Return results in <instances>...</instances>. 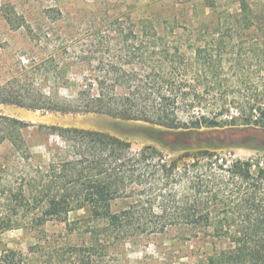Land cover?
I'll return each mask as SVG.
<instances>
[{"label": "trees", "instance_id": "trees-1", "mask_svg": "<svg viewBox=\"0 0 264 264\" xmlns=\"http://www.w3.org/2000/svg\"><path fill=\"white\" fill-rule=\"evenodd\" d=\"M211 8L214 20L210 15L196 29H184L196 35L195 42L211 43L209 48L202 45L191 51L190 44L186 48L190 54L181 53L180 40L164 37L168 25L159 26L151 19L112 23L105 29L106 35L99 36L97 44L90 45L80 58L87 71L81 98L57 102L45 95L24 96L21 89L0 87V105L61 115H107L141 121L177 135L203 124L206 128L220 127L216 118L188 116V121L182 122L179 114L223 99V91L210 83L221 64L223 36L231 39L245 28L252 33L263 31V24L243 0L238 14L216 13ZM240 19L247 20L244 28ZM176 30L171 27L169 32L179 34ZM98 53L108 57L98 59L93 66ZM241 108L249 122L253 113L257 115L250 124L264 127V106L253 102ZM24 126L0 115V140H7L17 159L26 162L27 148L19 134ZM51 130L60 146L51 151L48 164L32 169L29 177L25 175V189L19 187L14 203L18 209L30 208L32 224L59 221L71 231L82 224L91 234L102 230L121 239L147 225L139 212L141 204L158 200L163 212L167 208L173 212L159 217L152 224L154 230L158 226L159 231L186 227L194 237L202 235L199 239L206 240L210 251L199 263L264 264V167L249 160L227 163L213 159L215 154L208 151L191 155L185 145L179 149L185 151L181 156L166 160L156 147L145 146L134 153L129 142L105 132L75 127ZM13 131L18 133L13 135ZM176 146L169 148L175 150ZM200 158L208 163L197 168ZM179 164L183 172L177 170ZM188 168H193V174ZM145 193L148 201L142 200ZM126 202L129 206L115 209ZM78 211L85 217L68 221V215ZM13 256L14 252H4L0 263L10 264Z\"/></svg>", "mask_w": 264, "mask_h": 264}, {"label": "rangeland", "instance_id": "rangeland-1", "mask_svg": "<svg viewBox=\"0 0 264 264\" xmlns=\"http://www.w3.org/2000/svg\"><path fill=\"white\" fill-rule=\"evenodd\" d=\"M243 1L260 19L263 31L252 33L245 28L231 39L223 36L221 64L210 80L214 88L223 91V99L179 114L182 122H187L188 116L216 118L220 127L206 128L203 124L177 135L141 121L107 115H61L0 105L1 116L25 124L19 134L28 154L26 162L19 161L11 144L0 140V258L4 252H14L10 264H201L199 261L210 251L206 240L199 239L203 237L201 233L197 238L188 228L176 226L163 231L158 226L154 230L152 224L173 210L163 212L158 200L148 201L147 193L142 200L148 202L139 210L147 225L142 224L121 239L102 230L91 234L82 224L72 231L59 221L32 224L30 208L18 209L14 203L19 187L25 189V175L29 177L32 169L48 164L51 151L60 146L52 127L105 132L129 142L134 153L145 146L156 147L166 160L181 156L185 151L179 149L185 145L191 155L208 151L215 154L213 159L227 163L249 160L264 167V127L250 124L257 115L253 113L249 122L241 108L253 102L264 106V0ZM241 3L242 0H0V87L21 89L24 96L45 95L57 102L78 100L87 73L80 58L88 53L90 45L97 44L99 36L106 35L108 25L141 19L168 25L166 40H180L181 53L190 54V50L186 51L190 44L191 51L212 44L195 42L196 35L184 29H196L200 21H208L207 16H216L211 14V7L216 13L238 14ZM7 18L15 22L9 24ZM246 21L241 20L243 28ZM171 27L179 34L169 32ZM107 57L98 53L93 66L98 59ZM175 143V150L169 148ZM189 161L193 163L194 159ZM207 163V159L200 158L197 168ZM188 169L193 174V168ZM177 170L183 172L182 164ZM129 204H118L115 209ZM81 217H85L84 212H72L68 221Z\"/></svg>", "mask_w": 264, "mask_h": 264}, {"label": "water", "instance_id": "water-1", "mask_svg": "<svg viewBox=\"0 0 264 264\" xmlns=\"http://www.w3.org/2000/svg\"><path fill=\"white\" fill-rule=\"evenodd\" d=\"M245 132H247V131H245Z\"/></svg>", "mask_w": 264, "mask_h": 264}]
</instances>
